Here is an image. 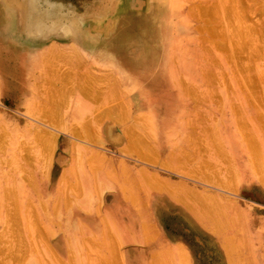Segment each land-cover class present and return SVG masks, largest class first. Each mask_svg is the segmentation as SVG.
<instances>
[{"label": "rangeland", "instance_id": "obj_1", "mask_svg": "<svg viewBox=\"0 0 264 264\" xmlns=\"http://www.w3.org/2000/svg\"><path fill=\"white\" fill-rule=\"evenodd\" d=\"M216 1L178 0L164 31L201 55L167 81L111 39L125 20L135 43L153 0H0V264H264V83L239 81L264 74V0L193 14ZM233 25L261 35L252 60Z\"/></svg>", "mask_w": 264, "mask_h": 264}, {"label": "bare ground", "instance_id": "obj_2", "mask_svg": "<svg viewBox=\"0 0 264 264\" xmlns=\"http://www.w3.org/2000/svg\"><path fill=\"white\" fill-rule=\"evenodd\" d=\"M135 1V0H134ZM154 1V3H155V6H154V8H153V12H152V16L149 18V19H147V20H144V21H141V22H139L138 24L139 25H141V26H143V28L144 29H142V30H144V32H142V35L139 37V39H135V43H133V44H131V43H129L128 44V42H127V39L126 40H124V37H126L125 36V34H123V31H124V28H125V26L128 24L127 22H124V21H122L121 22V24H119V27H118V30H117V33H116V36H114V37H112L111 39H113L114 40V43H115V45H114V49L117 51V53H119L120 55H121V59L122 60H124L125 61V63H128V67L126 66V67H122V69L121 70H123V72H125L127 75H133V76H136L137 74H139V73H141L142 75H144L145 73L144 72H146V73H148V71H151V69H154V67H156V69H157V72H158V74H159V76H161V78H164L165 80H167V81H169L170 79H172L173 77H176V73L178 72V70H177V68H171V65H170V63H171V58L173 57V55H176L177 57H178V59H179V62H180V69H181V73L182 74H184L185 76H189L190 78H192L193 77V80L195 79V76H196V74H195V69L197 68V64H195L194 63V61H196L197 59H199V57H200V53H197L196 54V52H195V49L193 48V53H191L190 51H192V48H190L187 44H184V43H182V41L180 40V39H178V38H175V36H168L167 35V33L164 31V29L165 28H168L169 26H170V18L175 14V12H177V11H179L180 9H179V6H178V0H153ZM241 2V0H217L216 1V3L214 2H212V4H214V5H209V3H207V4H203V3H199V4H196V7H197V5H198V8H197V11L195 12V11H193V14L196 16V14H198V13H200V14H203V15H197L196 17L199 19H201V18H203V19H201V20H203V22H209V20L207 19V17L205 18L204 16L205 15H209L210 17H212L213 18V16L215 17L216 15L215 14H218L217 15V17L218 16H220L221 14H222V11L223 10H225L226 9V7L228 6V9L229 8H232V4L231 3H234L235 4V6H236V2ZM254 1H256V0H254ZM226 4H225V3ZM247 1L245 0V3H246ZM262 2V1H261ZM260 2V3H261ZM132 3V2H131ZM131 3H130V5H131ZM153 3V2H152ZM248 3H249V1H248ZM258 3V2H257ZM260 3H258V5L260 4ZM240 4V3H239ZM263 4V3H262ZM245 5V4H244ZM247 5H250V4H247L246 3V6ZM12 6V5H11ZM34 6V5H33ZM58 6V5H57ZM135 6V5H134ZM204 6H207V8H208V6H210L207 10L204 8ZM240 7H241V5H239ZM13 7V6H12ZM153 7V6H152ZM216 8V11H215V8ZM237 7H238V5L236 6V9H237ZM242 7L243 8H245L243 5H242ZM53 8V7H52ZM54 8H56V6L54 7ZM53 8V9H54ZM60 8V7H59ZM202 8H204L205 10V13H204V11L202 12ZM233 8H235V7H233ZM249 7H246L245 9H248ZM58 9V8H57ZM131 9V8H130ZM199 9V10H198ZM217 9H220V10H217ZM251 9H253V8H251ZM210 10H213V13L210 11ZM230 10H232V11H234L233 9H230ZM239 10V9H238ZM226 11H227V9H226ZM241 11V10H240ZM250 11V10H249ZM211 12V13H210ZM216 12V13H215ZM228 12H230V11H228ZM235 14V16H236V18H238V17H241V18H244V17H242V15L241 16H238V15H236V11L234 12ZM42 14H44V15H46V13H42ZM205 14V15H204ZM231 14V13H230ZM238 14H241V12L239 13L238 12ZM244 15V14H243ZM251 15V14H250ZM238 16V17H237ZM13 17V16H12ZM39 17V14H36V18H35V20L34 21H36V19ZM147 17V16H146ZM229 17H231V16H229ZM247 17V16H246ZM233 18H234V16H233ZM240 19V18H239ZM180 23H183V21L182 20H180L179 21V24ZM231 24H234V22L233 23H230V25ZM237 24V23H236ZM243 24V23H242ZM229 25V24H228ZM254 29H258V30H260L261 28H257L258 27V24H257V27L256 26H253V24H250ZM234 26L235 25H233V26H231L232 27V29L233 30H231V32H233V34L235 33V37L234 36H232V37H234L235 39H237V37H238V35H239V39H238V41L237 40H231L233 43L231 44V46L233 47L234 46V48H235V46L236 45H239L238 47H237V49H238V51L236 50V48L234 49V48H229L230 49V51H231V49H234V50H236L235 52L239 55L240 54V52H242L241 53V55L242 56H244V58H246V60H247V57L246 56H248L249 58L248 59H251L250 57H252V54L251 53H246V54H249V55H243V52H245V50L244 49H246L245 47H247V48H250L251 46L250 45H248L249 44V42H251L253 39H258V41L256 40L255 41V43L256 42H259V37L260 38H262L261 37V35L260 36H257L258 35V33H256L257 35H256V37H255V34H254V31H253V34H251L250 32H248V30H247V28H246V30L244 31V32H242L241 30V27H239L238 28V30H240L239 32H234ZM237 27V25L235 26V28ZM246 27V26H245ZM256 27V28H255ZM244 28V27H243ZM203 29V28H202ZM202 29H200V31H202ZM237 29H235V31H236ZM237 30V31H238ZM251 30H253L252 28H251ZM75 32V31H74ZM132 32V31H131ZM252 32V31H251ZM255 32H258L257 30L255 31ZM260 32H263V31H261L260 30ZM76 33V32H75ZM129 33V32H128ZM238 33H240V34H238ZM250 33V35L252 36V35H254L253 37H251V36H248V34ZM130 34V33H129ZM223 34H225L224 32L222 33L221 31L219 32V34H218V32H217V35L216 36H219V37H224L223 36ZM232 34V33H231ZM232 34V35H233ZM263 34V33H262ZM75 35H77V33L75 34ZM139 35H140V33H139ZM220 35H222V36H220ZM226 36V35H225ZM240 36L241 37H245L246 39H244V38H240ZM264 36V35H263ZM228 37V36H227ZM255 37V38H254ZM258 37V38H257ZM208 38H209V36H207V39H206V41H208L209 42V40H208ZM249 38V39H248ZM253 38V39H252ZM264 38V37H263ZM80 39V38H79ZM78 39V40H79ZM230 39H232L231 38V36L229 37V39L227 38L226 40H225V42L227 43V40H229L230 41ZM244 39V40H243ZM247 40V41H246ZM80 41V40H79ZM95 41V40H94ZM237 41V42H236ZM245 41V42H244ZM81 42V41H80ZM223 43L222 41L220 42V40H219V42L218 43H220L221 45L220 46H222V47H220V48H224V47H227V44L229 43ZM236 42V45L234 44ZM252 42H254V41H252ZM263 42H264V40H262L261 39V42H259V43H256L255 45H261L260 43H262L263 44ZM211 43V42H210ZM217 43V44H218ZM238 43V44H237ZM201 44V43H200ZM216 44V45H217ZM234 44V45H233ZM251 44V43H250ZM212 45H214V44H212ZM219 45V44H218ZM253 45V44H252ZM255 45H253L252 46V48H255ZM72 46V45H71ZM204 45H202V47H203ZM262 46H264V44L262 45ZM262 46H260V49L262 50V49H264ZM205 47V46H204ZM219 47V46H218ZM257 47V46H256ZM75 48V47H74ZM228 48V47H227ZM226 48V49H227ZM259 47H257V48H255V49H258ZM229 49H227L228 51H229ZM101 50H102V48H101ZM100 50V51H101ZM244 50V51H243ZM251 50V49H250ZM229 51V52H230ZM253 51H256V50H253ZM259 51V50H258ZM43 52H45V51H43ZM42 52V53H43ZM92 52V51H91ZM234 52V51H233ZM234 52V53H235ZM246 52H247V50H246ZM252 52V51H251ZM260 52V51H259ZM258 52V53H259ZM232 53V51L230 52V54ZM236 53H235V55H236ZM50 54V59H51V53H49ZM48 54V55H49ZM230 54H228L227 56H228V58L229 59H232V58H230L231 57V55ZM48 55H46V56H48ZM237 55V56H238ZM251 55V56H250ZM237 56L235 57V58H237ZM253 56H254V54H253ZM255 56H257V55H255ZM53 57V56H52ZM232 57H234V54H233V56ZM239 57V56H238ZM46 58V57H45ZM75 58V57H74ZM65 59V57L63 58V60ZM243 59V58H242ZM76 60H78V58L76 59ZM237 60H238V58H237ZM252 60V59H251ZM49 61V60H48ZM234 61V60H233ZM249 61V60H248ZM232 62V61H231ZM238 63L237 64H239L240 62L239 61H237ZM242 62V61H241ZM244 62V61H243ZM247 62V61H246ZM47 63V62H46ZM250 64H252L251 62H249ZM244 64V63H243ZM247 65H248V63H246ZM242 64L240 63L239 64V66H241ZM247 65H242L241 67L243 68L242 69V71L243 72H239V71H237V72H239L240 74H241V78H243V79H241L240 77V79H239V81L240 80H244L243 81V83L244 82H246V81H248V80H250V82H251V80L253 81H255V80H258L259 81V79H261V81H262V83H264V74H262L261 72V75H259V77H258V75L255 77V75L257 74L256 72V74L253 76V75H251V73L249 72V67L251 66H247ZM252 67H250V71H252V69H251ZM238 69V68H237ZM48 70V69H47ZM50 70V69H49ZM232 70V69H231ZM241 71V70H240ZM54 72V71H53ZM211 73V72H210ZM233 73V72H232ZM239 74V75H240ZM53 75V74H52ZM49 76V75H48ZM64 76H66L65 74H64ZM67 76H68V74H67ZM204 76H206L207 78L208 77H210V74L208 73V72H206L205 74H204ZM235 78H236V76H235ZM234 78V79H235ZM47 79H49V78H47ZM51 79V78H50ZM241 82V84H242V81H240ZM249 82V81H248ZM238 83V82H237ZM258 84H259V82H257ZM249 84V83H248ZM248 84L246 83L245 85L247 86V87H249V89L252 87V84H249V86H248ZM254 84H256V83H254ZM261 84V83H260ZM38 85V84H37ZM92 85V84H91ZM244 85V84H243ZM243 85L241 86L242 88H243ZM250 85H251V87H250ZM42 86V85H41ZM239 86V85H238ZM254 86V85H253ZM259 86V85H258ZM258 86L256 85V87L258 88ZM262 86V85H261ZM64 87V86H63ZM88 87V86H87ZM240 87V86H239ZM255 86L253 87L254 89L253 90H257V88H256ZM66 88H67V86H66ZM89 88V87H88ZM91 88V87H90ZM244 88H245V86H244ZM61 89V88H60ZM60 89L59 88H57L56 89V91H60ZM247 89V88H246ZM252 89V88H251ZM261 89V88H260ZM63 90V89H62ZM146 90H150V89H146ZM240 90L243 92V90L240 88ZM248 90V89H247ZM253 90H251V91H253ZM91 90L89 89V92H90ZM250 91V90H249ZM61 92V91H60ZM62 93V92H61ZM251 93H254V92H251ZM56 95V94H55ZM250 95H252V94H250ZM254 96H255V93H254ZM52 97H54V96H52ZM257 97V96H256ZM141 98V99H140ZM258 98V97H257ZM256 98V99H257ZM54 99V98H53ZM139 99L141 100V101H143V103L145 102V105H148L149 104V102H148V93H146V92H144L140 97H139ZM259 99V98H258ZM55 101V100H54ZM53 101V102H54ZM60 101V100H59ZM252 101V100H251ZM256 101H258V100H256ZM52 102V101H51ZM252 103V102H251ZM259 103V102H258ZM44 104V103H43ZM52 104V103H51ZM117 105V104H116ZM115 105V106H116ZM252 105H255L254 103L252 104ZM60 106V105H59ZM260 106V105H259ZM261 107V106H260ZM57 108H59L58 106H57ZM52 112V111H51ZM53 113V112H52ZM51 114V113H50ZM48 115H49V113H48ZM50 116V115H49ZM236 118H239V117H236ZM244 118V117H243ZM240 119H238L237 121H236V119H235V121H236V123L239 121ZM242 121V123H244L243 122V120H241ZM240 122V121H239ZM239 122H238V125H241V122H240V124H239ZM262 122H263V120H262ZM264 123V122H263ZM248 128V127H247ZM72 130V129H71ZM76 130V129H75ZM86 131V130H85ZM88 131V130H87ZM211 131V130H210ZM242 131V130H241ZM240 131V132H241ZM77 132V131H76ZM89 132H90V130H89ZM212 132V131H211ZM239 132V133H240ZM43 133V132H42ZM41 133V134H42ZM84 133V132H83ZM245 134H246V132H244ZM243 133V136L242 137H244V134ZM252 133V132H251ZM250 133V134H251ZM80 134H82V133H80ZM40 135V134H39ZM241 135H242V133H241ZM41 136V135H40ZM255 136V135H254ZM43 137V136H42ZM41 137V138H42ZM48 137V136H47ZM46 137V138H47ZM39 138V137H38ZM45 138V139H46ZM244 138H246V137H244ZM256 138V137H255ZM48 139H49V137H48ZM252 139H254V138H252ZM43 140V139H42ZM51 140H52V138H51ZM245 140V139H244ZM251 140V139H250ZM41 141V140H40ZM252 141H254V140H252ZM46 142V141H45ZM143 142V141H142ZM47 143H48V141H47ZM148 144V143H147ZM253 144V143H252ZM252 146V145H251ZM250 146V147H251ZM45 147V146H44ZM49 147H50V145H49ZM143 147H144V145H143ZM147 147V146H146ZM254 147V146H253ZM250 149H252V148H250ZM255 150V149H254ZM256 151V150H255ZM258 151V150H257ZM144 152V151H143ZM253 153V152H252ZM256 153V152H255ZM257 154V153H256ZM141 155H143L142 153H141ZM140 155V156H141ZM260 157H261V154H260ZM255 162V161H254ZM204 164V163H203ZM202 165V164H201ZM196 169V168H195ZM202 169V168H201ZM191 171V170H190ZM198 171V170H197ZM258 173H259V171H258ZM197 175H198V173H197ZM205 175H207V174H205ZM209 176V175H208ZM209 178V177H208ZM212 181V180H211ZM18 182V181H17ZM161 182V181H160ZM148 183V182H147ZM149 184V183H148ZM151 184V183H150ZM159 185H160V183H158ZM157 184V185H158ZM164 184V183H163ZM163 184H161V185H163ZM133 185V184H132ZM30 186V185H29ZM80 186V185H79ZM5 188H7V187H5ZM16 188V187H15ZM15 188L13 189L14 191H15ZM158 188V187H157ZM8 189H10V188H8ZM162 189V188H161ZM4 190H7V189H4ZM82 190V189H81ZM11 192V194L10 193H8V195L6 194V195H4V196H8V198L7 199H11V198H9V194L10 195H14L15 196V198H17L16 196L17 195H15V193L16 192ZM5 192V191H4ZM130 194V193H129ZM14 196H13V198H14ZM123 196H124V194H123ZM13 198H12V200L11 201H16V200H13ZM14 198V199H15ZM128 199V198H127ZM132 199V198H131ZM10 201V205H11V202ZM132 202V201H131ZM13 205H16L17 203L15 202V203H12ZM64 205H65V203H64ZM14 208H15V206H13ZM17 207V206H16ZM13 208V209H14ZM15 210H17V209H15ZM27 211V210H26ZM17 212H18V210H17ZM19 213V212H18ZM32 216H34V215H32ZM27 220V219H26ZM33 220V219H32ZM28 221V220H27ZM32 223V222H31ZM28 226V225H27ZM20 232V231H19ZM22 232V231H21ZM19 234V233H18ZM17 234V235H18ZM21 234H23V233H21ZM29 234H30V232H29ZM39 234V233H38ZM37 234V235H38ZM41 234V233H40ZM21 237H24V236H22V235H20ZM29 236V235H28ZM31 236V235H30ZM39 236V235H38ZM41 238V237H40ZM225 247H226V245H225ZM228 248V247H227ZM88 260H89V257H88V259H87V262H88Z\"/></svg>", "mask_w": 264, "mask_h": 264}]
</instances>
